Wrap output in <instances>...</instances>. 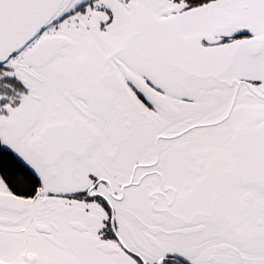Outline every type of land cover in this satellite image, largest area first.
I'll list each match as a JSON object with an SVG mask.
<instances>
[{
    "label": "snow or ice",
    "instance_id": "6c2138e0",
    "mask_svg": "<svg viewBox=\"0 0 264 264\" xmlns=\"http://www.w3.org/2000/svg\"><path fill=\"white\" fill-rule=\"evenodd\" d=\"M0 264H264V0H0Z\"/></svg>",
    "mask_w": 264,
    "mask_h": 264
}]
</instances>
